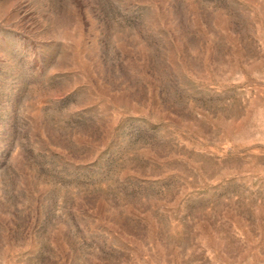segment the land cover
I'll list each match as a JSON object with an SVG mask.
<instances>
[{
	"label": "rangeland",
	"instance_id": "374dc122",
	"mask_svg": "<svg viewBox=\"0 0 264 264\" xmlns=\"http://www.w3.org/2000/svg\"><path fill=\"white\" fill-rule=\"evenodd\" d=\"M0 264H264V0H0Z\"/></svg>",
	"mask_w": 264,
	"mask_h": 264
}]
</instances>
